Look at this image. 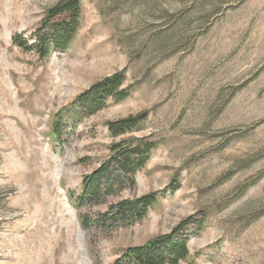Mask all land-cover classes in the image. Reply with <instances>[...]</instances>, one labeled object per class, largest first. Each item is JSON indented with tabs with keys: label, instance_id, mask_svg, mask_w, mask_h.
<instances>
[{
	"label": "rangeland",
	"instance_id": "obj_1",
	"mask_svg": "<svg viewBox=\"0 0 264 264\" xmlns=\"http://www.w3.org/2000/svg\"><path fill=\"white\" fill-rule=\"evenodd\" d=\"M60 1L0 0V264H115L200 210L178 264H264V0H81L65 53L40 61L12 45ZM120 71L129 98L52 142V116ZM144 111L140 130L110 137L107 122ZM135 139L156 149L134 186L75 209L69 195L110 145ZM173 179L180 189L162 193ZM149 193L160 199L138 223L80 225Z\"/></svg>",
	"mask_w": 264,
	"mask_h": 264
},
{
	"label": "trees",
	"instance_id": "obj_2",
	"mask_svg": "<svg viewBox=\"0 0 264 264\" xmlns=\"http://www.w3.org/2000/svg\"><path fill=\"white\" fill-rule=\"evenodd\" d=\"M81 20V0H63L48 9L30 39L14 35L12 45L25 53H33L44 61L53 54L65 53L72 43ZM124 71L105 77L52 116L49 137L59 146L66 140L67 129H76L81 121L105 108L107 101L120 103L129 98L131 85L125 86ZM148 118V112H140L106 123L111 138L116 139L138 131ZM156 144L144 139L120 141L109 147V157L91 174L84 176L78 195L70 194L69 201L75 209L98 207L109 197L134 186V177L142 170ZM180 189L177 179L171 180L162 191L174 195ZM159 195L149 193L132 200H123L107 207L95 216H80L84 230L90 227L101 231L129 227L142 221L148 211L159 201ZM207 213L203 210L181 220L169 234L160 235L142 246L126 249L115 264H178L188 256L187 243L204 230Z\"/></svg>",
	"mask_w": 264,
	"mask_h": 264
},
{
	"label": "bare ground",
	"instance_id": "obj_3",
	"mask_svg": "<svg viewBox=\"0 0 264 264\" xmlns=\"http://www.w3.org/2000/svg\"><path fill=\"white\" fill-rule=\"evenodd\" d=\"M84 264H89V261H88V259L86 257H84Z\"/></svg>",
	"mask_w": 264,
	"mask_h": 264
}]
</instances>
